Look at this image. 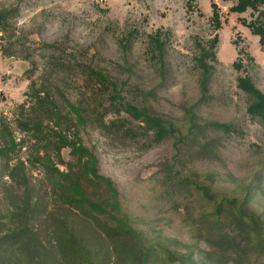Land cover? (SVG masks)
Masks as SVG:
<instances>
[{
  "label": "rangeland",
  "instance_id": "rangeland-1",
  "mask_svg": "<svg viewBox=\"0 0 264 264\" xmlns=\"http://www.w3.org/2000/svg\"><path fill=\"white\" fill-rule=\"evenodd\" d=\"M234 6L230 0H0V10L14 15L8 29L0 30V149L9 143L5 129L17 143L14 151L0 155V264H80L60 250L58 239L68 232L88 251L108 249L99 264H126L117 257L107 259L113 256L109 244L97 245L96 234L76 221L78 216L59 212L49 176L40 165L29 163L36 140L19 122L37 106L33 82L35 89L52 90L64 114L72 113L66 106L70 101L92 115L82 141L94 150L99 172L117 186L129 224L152 246L149 264H168L158 250L163 244L187 264H264L260 254L239 251L223 256L210 247L199 221L213 205L201 202L190 185L198 180L239 199L251 185L250 207L264 218V124L248 114L247 95L238 87V78L250 76L264 93V50L259 36L247 27L259 14L237 13ZM214 11L218 24L212 20ZM216 36L217 59L208 61L213 70L202 99L197 61L200 49H207ZM154 40L164 45L163 67ZM237 62L241 68L234 65ZM90 70L106 74L125 101L137 107L144 102L140 92L152 91L148 107L177 128L186 130V109L196 105L199 125L231 124L233 131L201 128L192 146L197 141L217 145V152L179 155L172 138L156 142L153 133L142 137L144 124L113 103L109 89ZM42 121L53 125L50 114ZM100 121L106 126L125 122L138 136L107 132ZM70 151H62L63 163L57 165L61 171L75 162ZM20 161L33 188L35 211L28 223L21 213L23 187L8 176ZM174 161L179 178L190 180L186 190L168 178L166 167ZM23 225L37 235L24 234L32 241V252L21 249L23 236L12 237Z\"/></svg>",
  "mask_w": 264,
  "mask_h": 264
},
{
  "label": "trees",
  "instance_id": "trees-1",
  "mask_svg": "<svg viewBox=\"0 0 264 264\" xmlns=\"http://www.w3.org/2000/svg\"><path fill=\"white\" fill-rule=\"evenodd\" d=\"M230 1L235 2V6L232 8L234 12L244 13L252 10L259 14L254 22L247 24V27L254 35L259 36L260 45L264 50V0ZM12 13L11 10H0L1 31H6L10 26L14 17ZM212 20L218 24L216 11L213 13ZM217 44L218 38L216 36L209 43L207 49L203 47L200 49V58L197 63L201 69L202 99L207 97L208 80L213 70V66L208 61L217 59L215 52ZM154 46L157 52L156 56L160 60L161 67H163L164 45L154 40ZM234 65L237 68H241L239 62ZM90 73L109 89L110 99L113 103L121 105L133 119L139 120L144 124L142 137L153 133L156 142L172 138L179 155L182 152L191 154L193 151L196 156L217 152V145L210 147L208 143L197 141V145L192 146V138L199 139V130L201 128H213L224 133L233 131V125L231 124L205 122L204 125H199L196 105L186 109L185 115L188 120L186 130L177 128L173 121L159 116L148 107V100L153 96L152 91L140 92L144 102L142 106L137 107L125 101L121 96L120 89L106 74L96 70H90ZM34 86L35 83L33 82L31 85L32 98L35 99L37 106H32L30 117L21 120L19 125L24 131L33 132L34 134L36 154H32L29 163L40 165L49 176L53 187V198L56 199L60 206L58 208L59 212L65 210L72 215L78 216L76 221L85 224L87 230H93L96 234L97 245L109 244L113 250V256L107 259H115L117 257L121 263L149 264L152 246H148V241L143 233L131 227L128 216L124 212L121 194L117 186L111 179L99 172L98 159L94 150L85 146L82 141V131L86 129L92 115L86 108L75 106L70 101H66V106L72 113L70 115L64 114L63 110L55 102L52 90L44 87L35 89ZM238 87L247 95L249 103L248 114L264 124V93L258 89L250 76L238 78ZM45 114H50L53 121L52 126L44 124L42 121V116ZM99 127L113 134L121 135L122 133V136L127 138H136L138 136L136 131L125 122L117 121L106 126L100 121ZM5 133L8 136L9 143L0 149L1 156L14 151L17 146L15 138L9 130L5 129ZM68 148L71 150L70 153L74 157L75 162L72 166L68 165L66 171H61L57 165L63 163L61 154L63 150ZM175 164L177 165L176 161L166 167L170 181L176 183L177 185L175 186H179L181 190H186L187 187L191 186L194 187L201 202L213 205V210L200 216L199 221L204 226L202 233L210 247L216 249L223 256L226 253H237L239 251H242L243 254L251 252L264 256V218L263 214L256 213L250 207L253 198L251 196L252 186L248 187V192L244 198L229 197L213 190L203 182H198V180H191L190 182L188 178H179V172L174 169ZM8 176L23 187L22 200L24 207L21 209V213L22 217L27 218L25 223H28L35 210L31 206L33 188L30 184L25 163L23 161L18 162L11 169ZM23 227L22 230H18L19 233L14 234L12 237L16 239L23 236L24 239H21L24 241L22 240L20 244L21 249L23 252H32L30 250L32 241L26 237L31 234H33V237L37 235L32 230H28L27 226L23 225ZM59 227L63 229V223H59ZM7 238L11 239L10 237ZM61 238L62 240L58 239V243L62 254L68 259L71 254L75 257L76 262L80 264H99L98 259H104L102 253L104 250H108L101 247L99 251H88L80 238L69 232L61 234ZM158 250L168 264H187L183 257H180V254L178 258L164 244ZM66 251L68 255L65 254ZM44 263L46 262H37L35 264Z\"/></svg>",
  "mask_w": 264,
  "mask_h": 264
}]
</instances>
